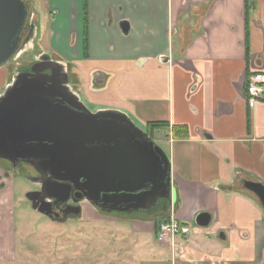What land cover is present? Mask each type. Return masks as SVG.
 I'll return each mask as SVG.
<instances>
[{
	"label": "crops",
	"instance_id": "1",
	"mask_svg": "<svg viewBox=\"0 0 264 264\" xmlns=\"http://www.w3.org/2000/svg\"><path fill=\"white\" fill-rule=\"evenodd\" d=\"M24 1L34 31L0 93L17 65L47 55L93 111H120L143 130L164 122L169 199L127 219L154 225L155 237L171 218L189 230L174 237L171 259L165 241L139 264H264V208L242 185L264 184V100L251 108L244 98L247 73H264V0L249 2L247 24L244 0ZM5 170L0 160L9 182ZM202 212L207 227L195 224Z\"/></svg>",
	"mask_w": 264,
	"mask_h": 264
},
{
	"label": "water",
	"instance_id": "2",
	"mask_svg": "<svg viewBox=\"0 0 264 264\" xmlns=\"http://www.w3.org/2000/svg\"><path fill=\"white\" fill-rule=\"evenodd\" d=\"M30 17L24 0H0V66L26 47L34 31ZM46 60L41 55L32 67ZM51 63L31 74L19 72L0 97V159L22 158L42 177L51 175L36 194L29 195L31 207L51 217L55 211L50 199L65 201L71 184H79L84 200L106 213L147 214L157 202L167 203L170 161L163 148L124 113L90 111L60 85L62 65ZM46 69L49 72L44 73ZM35 139H45L49 151L44 154L26 146ZM27 158L45 159L47 164ZM242 185L264 208V184L244 179ZM194 221L207 227L210 215L199 213Z\"/></svg>",
	"mask_w": 264,
	"mask_h": 264
},
{
	"label": "rangeland",
	"instance_id": "3",
	"mask_svg": "<svg viewBox=\"0 0 264 264\" xmlns=\"http://www.w3.org/2000/svg\"><path fill=\"white\" fill-rule=\"evenodd\" d=\"M10 63L0 66L1 84L7 83L13 70L14 63ZM86 107L93 112L92 107ZM161 130L148 135L158 143ZM159 145L163 147L162 142ZM1 183L0 264H139L162 255L163 242L155 237L154 225L150 231H142L145 223L127 219L134 213H106L84 200L78 204V213L58 220L31 207L28 194L37 185L22 175L12 173L9 182L0 179ZM173 248L177 251L175 242L166 260L171 259Z\"/></svg>",
	"mask_w": 264,
	"mask_h": 264
},
{
	"label": "flooded vegetation",
	"instance_id": "4",
	"mask_svg": "<svg viewBox=\"0 0 264 264\" xmlns=\"http://www.w3.org/2000/svg\"><path fill=\"white\" fill-rule=\"evenodd\" d=\"M22 50L19 51L18 56H20L21 53H23ZM20 57H23V55L20 56ZM47 58H48V60L44 61L39 67L38 66L32 67L33 64L37 61L38 58L35 59V60H28V62L26 64H24V65H17L18 70H19V71L17 70V72L19 73V72L27 71L28 73H30V72H32L35 69L39 70V69H42V68H47L48 66H53V64L51 63L53 60L50 62L51 58L48 57V56H47ZM18 59L19 58H17V57L14 58V59L12 57V59H10L9 62H12V63L16 64V63L19 62ZM48 69H46L44 73L49 72V71H47ZM59 72H60V78H59L60 85L64 89L68 90L71 94L75 95L78 98V100L83 103V101L80 100L79 95H78V93L76 91L77 85H76L75 79L70 75L69 71L67 69L65 71V68L62 67L61 71L59 70ZM39 74H41V73H39ZM16 77H13V79L11 80L9 86H11L13 84V82L16 79ZM6 88L0 93V97L3 95L4 91L6 90ZM83 104H85L87 106V104L85 102ZM93 112H95V111H93ZM27 144L28 145H26V146H29L30 149L34 147V149L42 150L44 152V154L49 151L48 148H47L48 143L45 142V139H43L41 141L38 140V139H35V140L30 141ZM49 158H50V156H49ZM0 160L6 162V164H7V170L4 171L5 176L7 175V172L14 173V174H17V175H22L29 182H31L33 185H37L36 189L33 192L29 193L28 195L36 194L41 189V183L44 182V181H47L49 178L51 179V175L49 173H47V175H46L47 178L46 177H42L41 174L38 173V169H35V167H33V165L25 164L24 162L27 161L25 159L21 158L18 161H15V162H11V161L5 160V159H0ZM28 160H30L31 162H35L37 164H41V165L47 164L44 161L45 159H43V160H33L32 158H30ZM78 185L79 184H75V185L71 184L69 195H68V197L66 198L65 201H60V200H58L56 198H51L50 199L51 209H52V211H55V213L52 214V216H51L52 218L59 220L60 218L64 219V218H68L70 216H73L75 214L74 212L78 213V211H79L78 204L80 202L84 201L83 193L81 192V190L79 188L76 187ZM0 186H2V183H1ZM110 199L111 200L121 201V202L123 201V198H120V197H113V198H110ZM28 202L30 203V200ZM123 207L125 208V206H123ZM111 213H116V212H112L111 211Z\"/></svg>",
	"mask_w": 264,
	"mask_h": 264
},
{
	"label": "built area",
	"instance_id": "5",
	"mask_svg": "<svg viewBox=\"0 0 264 264\" xmlns=\"http://www.w3.org/2000/svg\"><path fill=\"white\" fill-rule=\"evenodd\" d=\"M245 85V84H244ZM247 105L253 107L258 101L264 100V73L254 71L247 78V84L244 87ZM189 230L188 226L180 221L171 218L161 222L157 229L156 238L160 242L170 241L173 244L174 237L179 234H185Z\"/></svg>",
	"mask_w": 264,
	"mask_h": 264
},
{
	"label": "trees",
	"instance_id": "6",
	"mask_svg": "<svg viewBox=\"0 0 264 264\" xmlns=\"http://www.w3.org/2000/svg\"><path fill=\"white\" fill-rule=\"evenodd\" d=\"M86 1L87 0H83V3L84 5L86 6ZM252 1V0H244L245 2V20H246V24L248 22V19H249V16H248V11H249V2ZM85 14V12H84ZM85 45H86V18L84 16V48H85ZM251 72H248L247 75H246V81H245V85L244 87L246 86L247 84V78L248 76L250 75ZM164 122L160 121V122H151V123H146L145 125V128H144V131L147 132L148 134H152L154 131H156L157 129H163L164 128ZM185 128L184 126H181V125H174L172 127V130L173 132L175 131V129L177 128Z\"/></svg>",
	"mask_w": 264,
	"mask_h": 264
}]
</instances>
